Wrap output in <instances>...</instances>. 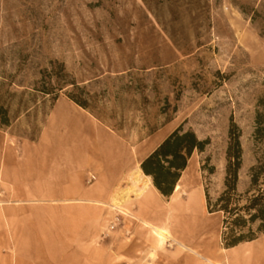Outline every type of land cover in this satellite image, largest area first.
<instances>
[{
  "label": "rangeland",
  "instance_id": "rangeland-1",
  "mask_svg": "<svg viewBox=\"0 0 264 264\" xmlns=\"http://www.w3.org/2000/svg\"><path fill=\"white\" fill-rule=\"evenodd\" d=\"M45 84L58 89L56 99L35 92ZM70 92L118 142L112 161L127 163L129 174L159 138L178 128L208 142L189 162L182 190L161 201L167 209L194 198V212L216 214L208 216L207 239L219 234L225 248L224 216L209 213L205 189L211 203L224 190L232 123L241 130L243 149L238 194L249 187L264 95V0H0V98L12 117L10 127L0 128V152L38 145L56 103L76 105ZM2 203L6 190L0 187V209ZM124 218L113 204L103 242L125 231ZM55 257L57 264H77Z\"/></svg>",
  "mask_w": 264,
  "mask_h": 264
},
{
  "label": "crops",
  "instance_id": "crops-1",
  "mask_svg": "<svg viewBox=\"0 0 264 264\" xmlns=\"http://www.w3.org/2000/svg\"><path fill=\"white\" fill-rule=\"evenodd\" d=\"M50 118L49 133L38 145L0 152V187L7 200L0 209V264H57L58 254L77 264H264V239L229 249L221 246L219 234L209 242L206 223L216 214L194 212V198L163 207L167 198L140 163L171 133L129 174L127 163L112 161L111 146L118 142L85 110L57 102ZM91 176L96 180L87 184ZM113 204L125 216L130 236L121 230L103 242ZM177 208L183 213L172 212ZM152 228L165 229L169 239L159 242Z\"/></svg>",
  "mask_w": 264,
  "mask_h": 264
},
{
  "label": "trees",
  "instance_id": "trees-1",
  "mask_svg": "<svg viewBox=\"0 0 264 264\" xmlns=\"http://www.w3.org/2000/svg\"><path fill=\"white\" fill-rule=\"evenodd\" d=\"M70 86L76 88L74 83ZM62 89L61 87L59 90ZM35 92L53 96L54 99L58 95V89L47 84L35 89ZM68 98L88 110L87 103L77 99L71 92L68 93ZM11 118L10 108L2 104L0 98V128L10 127ZM253 137L257 150L256 162L250 168V183L246 192H237L243 149L240 141L241 130L234 123L228 133L224 190L219 198L211 203L208 190L205 189L209 213H222L224 216L222 240L225 249L252 242L258 235L264 234V95L257 104ZM207 144V141L199 140L193 131L178 128L141 161V171L152 179L154 188L163 197L170 198L191 158L196 152L203 153ZM203 169L213 173V168L208 169L206 165ZM253 226H256L255 229Z\"/></svg>",
  "mask_w": 264,
  "mask_h": 264
},
{
  "label": "bare ground",
  "instance_id": "bare-ground-1",
  "mask_svg": "<svg viewBox=\"0 0 264 264\" xmlns=\"http://www.w3.org/2000/svg\"><path fill=\"white\" fill-rule=\"evenodd\" d=\"M147 178V177H146ZM150 179V178H149ZM181 190V186L179 185V184H177L176 185V188H175V191H174V194L175 193H177V192H179ZM143 192H145V189H144V191ZM143 192H141L140 194H139V196L140 195H142V193ZM131 194V193H130ZM146 195V194H145ZM129 196V195H128ZM129 216H131L130 214H129ZM146 225H148V224H146ZM152 232L154 233V235L158 238V240H159V242H163L165 239H169L168 238V232L165 230V229H163V228H152ZM184 249H186V250H188V251H190L191 253H194L191 249H189L188 247H186V246H182Z\"/></svg>",
  "mask_w": 264,
  "mask_h": 264
},
{
  "label": "built area",
  "instance_id": "built-area-1",
  "mask_svg": "<svg viewBox=\"0 0 264 264\" xmlns=\"http://www.w3.org/2000/svg\"><path fill=\"white\" fill-rule=\"evenodd\" d=\"M92 179L94 180V178L92 177Z\"/></svg>",
  "mask_w": 264,
  "mask_h": 264
}]
</instances>
